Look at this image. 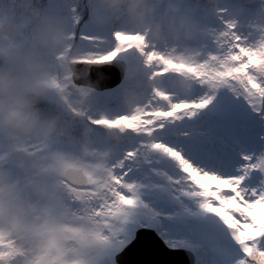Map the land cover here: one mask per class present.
<instances>
[{
  "label": "snow or ice",
  "instance_id": "snow-or-ice-1",
  "mask_svg": "<svg viewBox=\"0 0 264 264\" xmlns=\"http://www.w3.org/2000/svg\"><path fill=\"white\" fill-rule=\"evenodd\" d=\"M51 6L57 10L60 4ZM68 11L79 25L74 4ZM72 38L82 45L100 39L87 25ZM111 39L116 55L110 61L94 55L78 63L103 67L135 48L149 63L175 67L148 51L141 35L117 32ZM191 71L210 85L192 98L153 94L167 107H153L150 98L144 111L115 120L87 117L127 137L101 172L92 174L91 264H124L121 257L138 249L160 257L188 251L194 264H264V49L245 48L237 37L220 70ZM157 220L175 224L161 237L152 226ZM157 264L170 262L161 258Z\"/></svg>",
  "mask_w": 264,
  "mask_h": 264
},
{
  "label": "rangeland",
  "instance_id": "rangeland-1",
  "mask_svg": "<svg viewBox=\"0 0 264 264\" xmlns=\"http://www.w3.org/2000/svg\"><path fill=\"white\" fill-rule=\"evenodd\" d=\"M235 1L239 7L227 8L223 12L216 10L215 19H211L209 14L202 13L178 16L180 11L176 10V5L169 7L172 0H166L167 7L160 15L171 14L177 18L166 23L164 32L160 31V42L155 46L157 42L152 43L147 50L174 62L175 67L169 65L165 70L161 62L149 63L144 51L130 48L121 51L119 56L128 63L126 77L120 86L97 90L73 81L70 61L94 55H98L100 60L112 59L116 53L111 51V37L120 31L118 27L122 25L124 17L119 24L114 18L124 15L127 5L116 11L109 0H0V25L10 24L15 28L14 35L0 32V68L21 73L26 57L45 63L48 75L41 94L44 96L43 103H52L51 106L55 105L53 109L57 110L55 117L41 118L54 122L52 133L46 137L28 135L10 138L0 131V172L6 173L9 180L14 182L20 198L28 205L33 230L45 226L56 229L71 264H91L95 233L91 203L92 174L101 172L114 157L116 147L127 138L121 130L92 124L87 117L115 120L117 116L144 111L150 98L153 107H167L166 101L153 94L163 93L173 99L196 96L202 88L210 85L203 77L197 78L191 68L197 67L205 73L220 70L222 62L228 59L236 45L237 37L245 48L264 49V0ZM52 3H59L60 7L53 10ZM73 4L80 18L83 17L84 5L89 7L88 19L79 25L73 23L68 11ZM44 22L55 24L65 34V44L55 53L39 46H30L36 39L37 25ZM85 25L100 39L84 46L72 38V33ZM125 31L124 28L121 33ZM126 34L136 35L134 32ZM127 38L121 37L122 40ZM145 41L148 43V40ZM129 56L133 58L128 59ZM143 64L150 66L147 75L152 85L138 93V98L129 104L126 111L118 113L117 101L124 93L122 88L125 84L128 87V77L138 74V68ZM101 93H104L103 97ZM124 98L125 95L121 101ZM14 149L26 150L32 155L31 160L27 164L17 163L11 154ZM34 162H42L43 167L33 168ZM69 166L83 167L88 173L90 183L84 194H74L69 189L70 184L64 175ZM35 185H40L42 191H36ZM174 224V220H157L152 226L163 237ZM127 238L131 239L132 236ZM169 243L173 242L170 240ZM120 247L123 245H119L116 252ZM31 254L29 245L22 239L0 229V257H7L9 264H24ZM157 257L154 255V258ZM147 259L148 264H152ZM216 264L221 262L216 261Z\"/></svg>",
  "mask_w": 264,
  "mask_h": 264
},
{
  "label": "clouds",
  "instance_id": "clouds-1",
  "mask_svg": "<svg viewBox=\"0 0 264 264\" xmlns=\"http://www.w3.org/2000/svg\"><path fill=\"white\" fill-rule=\"evenodd\" d=\"M109 3L116 11L127 5V12L134 20L142 21L149 11V0H109ZM0 32L14 35L15 28L10 24L0 25ZM65 42V34L58 26L44 22L37 25L36 39L30 46L55 53ZM47 75V65L31 57L24 59L21 73L0 68V131L6 136L46 137L52 133L54 122L42 120L35 107L44 91ZM32 167L42 168L43 163L34 162ZM35 189L42 191L40 185H35ZM0 229L16 235L29 245L32 254L24 264H71V258L54 227L33 230L28 205L4 172H0Z\"/></svg>",
  "mask_w": 264,
  "mask_h": 264
},
{
  "label": "trees",
  "instance_id": "trees-1",
  "mask_svg": "<svg viewBox=\"0 0 264 264\" xmlns=\"http://www.w3.org/2000/svg\"><path fill=\"white\" fill-rule=\"evenodd\" d=\"M170 1V0H169ZM166 0H149V11H147L143 17V20H134L132 19L128 12L126 11L124 15L118 17L115 16L114 21L119 24V20L122 17V25L119 26V32L122 29H126L125 33L134 32L136 35H143L148 43H146L147 48L153 43L157 42L153 46L157 45L160 42V31L164 32V28L167 26L166 23L171 22L172 19L177 18V16L169 15H160L162 10L166 8L165 5ZM176 5V10L180 11L178 16L185 17L190 13H202V14H209L210 18L213 17L215 19L216 10L218 11H225V9L237 8L239 4L235 0L225 1L219 0L218 2H214L213 0H172L170 5ZM83 17L81 18L80 23L86 21L89 16V7L87 4L84 5L82 8ZM230 11V10H229ZM212 19V18H211ZM213 19V20H214ZM148 29H151L148 31ZM79 31V30H76ZM77 44V42H76ZM89 45V44H86ZM85 46V44H84ZM130 57L128 59H131ZM132 60H130L131 62ZM151 65V64H150ZM138 74H134V76L130 75L127 79L128 87L125 86L122 88L124 90L123 95L118 99V113L121 111H126V108L129 106L130 103L134 102L138 98V93H142V90L146 91V88H149L152 83L148 79L147 73L150 72V66L143 64L141 67L138 68ZM120 86V85H119ZM118 86V87H119ZM116 87V88H118ZM88 88V87H87ZM130 92V94L128 93ZM125 95L124 100L121 101V98ZM44 96H40L37 99L35 107L39 110L41 118H46L50 116H56V109H53L55 106H51V104L43 103Z\"/></svg>",
  "mask_w": 264,
  "mask_h": 264
},
{
  "label": "water",
  "instance_id": "water-1",
  "mask_svg": "<svg viewBox=\"0 0 264 264\" xmlns=\"http://www.w3.org/2000/svg\"><path fill=\"white\" fill-rule=\"evenodd\" d=\"M105 59L101 61H110ZM80 60L70 61L73 81L80 86H86L97 90H107L114 88L122 83L127 74V61L122 58L116 59L112 63L105 64L103 67L83 65L78 63ZM12 157L17 163L27 164L32 155L24 149H14ZM1 167V166H0ZM65 179L70 184V190L75 194H84L85 188L90 183V177L83 167L69 166L65 170ZM160 248L164 245L161 243ZM151 251L142 249L130 250L121 259L124 264H148L145 258H148L150 263L157 264L160 256ZM163 259H166L170 264H194V258L190 252L184 250L169 251ZM0 264H8L7 257H0Z\"/></svg>",
  "mask_w": 264,
  "mask_h": 264
},
{
  "label": "flooded vegetation",
  "instance_id": "flooded-vegetation-1",
  "mask_svg": "<svg viewBox=\"0 0 264 264\" xmlns=\"http://www.w3.org/2000/svg\"><path fill=\"white\" fill-rule=\"evenodd\" d=\"M70 189V188H69ZM74 193V192H73ZM75 194V193H74ZM79 195H81V194H79Z\"/></svg>",
  "mask_w": 264,
  "mask_h": 264
}]
</instances>
